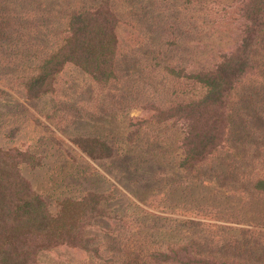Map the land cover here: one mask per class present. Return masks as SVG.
Listing matches in <instances>:
<instances>
[{
  "label": "rangeland",
  "instance_id": "rangeland-1",
  "mask_svg": "<svg viewBox=\"0 0 264 264\" xmlns=\"http://www.w3.org/2000/svg\"><path fill=\"white\" fill-rule=\"evenodd\" d=\"M0 264H264V0H0Z\"/></svg>",
  "mask_w": 264,
  "mask_h": 264
},
{
  "label": "trees",
  "instance_id": "trees-1",
  "mask_svg": "<svg viewBox=\"0 0 264 264\" xmlns=\"http://www.w3.org/2000/svg\"><path fill=\"white\" fill-rule=\"evenodd\" d=\"M80 18V15L78 16H73V23L72 25H74L76 23V21H78V19ZM71 26V25H70ZM70 30V28H69ZM84 28L81 29L82 33L84 32ZM64 47L66 50L67 47V42L65 41V43L57 48H55V50L53 52H50L44 59L39 60V64L37 67H34V73L33 74H29V75H23L22 76V84L24 85L25 88V92H33L34 94L39 95L44 93L47 90V81H49L51 79V77L54 76V74L57 72V70H53L51 73L47 72L48 66H50V63L53 59L58 58V55L61 54L62 52H64ZM73 57H65L64 61H62V63H60L58 66H62L64 63L69 62ZM204 83L206 85H212V83H214V80L211 83V80L208 82L207 80L204 81ZM218 85V83L216 82V84L214 85L215 87ZM49 86V85H48ZM214 86L212 88H214ZM83 142V140H82ZM84 142H88L87 140H84ZM91 142V141H90ZM93 143V141L91 142ZM98 144H96L97 146ZM100 146L103 147L102 144H99ZM95 152V151H93ZM93 152L92 151H87V154L91 157H93ZM98 156H101L100 153H98ZM84 201V199H83ZM41 205V203H40Z\"/></svg>",
  "mask_w": 264,
  "mask_h": 264
}]
</instances>
